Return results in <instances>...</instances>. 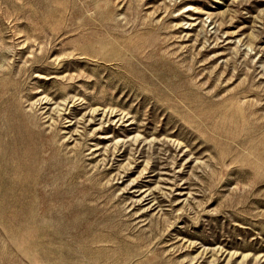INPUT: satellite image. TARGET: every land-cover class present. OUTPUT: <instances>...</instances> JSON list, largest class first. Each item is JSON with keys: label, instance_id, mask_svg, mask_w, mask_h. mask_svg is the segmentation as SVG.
<instances>
[{"label": "rangeland", "instance_id": "374dc122", "mask_svg": "<svg viewBox=\"0 0 264 264\" xmlns=\"http://www.w3.org/2000/svg\"><path fill=\"white\" fill-rule=\"evenodd\" d=\"M0 264H264V0H0Z\"/></svg>", "mask_w": 264, "mask_h": 264}]
</instances>
